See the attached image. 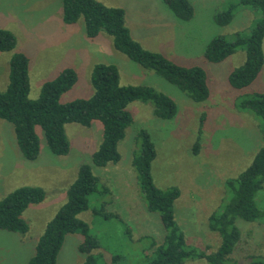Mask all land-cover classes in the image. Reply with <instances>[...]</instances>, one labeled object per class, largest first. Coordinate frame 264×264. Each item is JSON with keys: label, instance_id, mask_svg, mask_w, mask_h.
<instances>
[{"label": "rangeland", "instance_id": "374dc122", "mask_svg": "<svg viewBox=\"0 0 264 264\" xmlns=\"http://www.w3.org/2000/svg\"><path fill=\"white\" fill-rule=\"evenodd\" d=\"M231 1L234 0H192L197 19L189 23L175 17L173 30L168 25L164 34H157L162 35L161 38L155 34L158 25L170 22L157 7L149 5L141 12L131 14L133 18L147 22V28L140 26L136 30L146 31L142 34L148 35L145 40L148 44L160 45L162 39L170 41L175 38L178 55L186 59L181 63L204 68L210 88V96L204 102L192 101L175 85L153 71H142L143 67L122 53L126 62L114 54L107 55V59L119 69L121 85L153 86L175 100L178 113L172 120H163L152 114L149 104L132 102L128 109L134 125L127 129L125 138L119 143L121 160L115 165L121 168L118 171L124 184L117 188L116 181L105 177L106 167H93V172L101 177L100 186L107 185L102 178L108 179L116 200L115 206L106 205V210L121 217V220H105L93 213L102 202L110 200L109 195L102 197L99 193L89 196V209L79 215L89 224L91 233L98 240L100 248L96 252L104 255L105 264H146L145 255L147 250L150 254L151 243L161 242L164 238L160 214L147 210L132 169L133 155L141 149V141L137 137L141 128L149 132L155 144L157 157L152 163L155 184L162 189L172 186L180 189L181 195L174 203V215L185 234L188 247L212 253L220 246V235L210 229L209 216L231 199L226 181L238 177L251 164L259 149L264 147L262 122L252 112L237 108L241 97L255 92L264 93V67L250 86L236 90L229 85L228 74L242 65L245 51L237 50L221 63H210L201 56L206 44L215 36L223 35L232 41L235 32H249L260 19L259 12L239 7L229 25H217L214 15L224 10ZM250 12H254L255 16L251 17ZM0 27L11 31L17 38L13 51L0 52V91L8 85L12 54L23 52L29 58L30 98L39 97L45 81L53 79L63 68L77 64L83 66L78 70V81L61 96V102L93 95L91 73L96 61L74 56L79 48V39L84 36L79 27L70 29L63 22L61 0H0ZM115 54L120 53L115 49ZM143 72L148 75L144 77ZM203 113L206 119L200 135L201 148L195 155L192 148ZM37 130L41 151L35 161H28L20 155L12 124L0 119V199L23 184L42 187L46 192L42 203L30 205L23 213L29 225V233L24 238L27 241H20L25 235L0 230V264L28 263L44 227L66 201L67 189L76 179L80 165L91 164V155L98 148L103 132L99 121H94L90 128L67 124L65 131L70 150L67 155L58 156L48 149L42 130L39 127ZM110 165L112 168L113 164ZM25 166L33 167L26 179L20 176ZM255 204L264 212V186L256 194ZM236 226L241 231V240L229 264H248L251 260L249 253L264 257V217L252 222L237 219ZM128 228L131 231L128 232ZM78 245V242L69 239L62 248L58 264H83L84 255L76 251ZM114 257L117 259L113 262ZM184 264L209 263L195 259Z\"/></svg>", "mask_w": 264, "mask_h": 264}, {"label": "trees", "instance_id": "16d2710c", "mask_svg": "<svg viewBox=\"0 0 264 264\" xmlns=\"http://www.w3.org/2000/svg\"><path fill=\"white\" fill-rule=\"evenodd\" d=\"M162 1L179 20L190 21L194 17L190 0ZM61 4L65 24L73 25L83 19L88 38L94 39L101 32L110 35L115 49L131 61L163 77L192 101L201 103L208 100L210 88L204 68L180 65L161 53L145 49L132 38L125 23L124 9L106 6L98 0H61ZM239 7L259 12L260 19L249 32H236L232 41L223 35L215 36L206 44L203 56L210 63H221L237 50L245 51L243 64L228 74L229 85L243 90L257 79L264 66V0L231 1L224 10L214 15V22L222 27L229 25ZM16 46V36L0 27V52L13 51ZM8 79L6 89L0 91V119L12 124L18 149L26 160L35 161L39 157L41 139L38 127L50 152L58 156L67 155L70 150L65 131L67 124L90 128L94 121H99L103 129L102 140L91 155V164L80 165L76 179L67 189L66 201L46 224L28 264H58L67 235L74 233L83 238L78 247L84 255L83 264H105L104 255L96 252L100 248L98 240L91 233L89 224L79 215L89 209V196L99 193L102 197L109 195L110 200L102 202L93 213L105 220H121V217L106 210V205L115 206L116 200L108 179L102 178L107 185L100 186L101 177L93 172V167L105 168L120 162L119 143L125 138L127 129L134 125L129 104L134 101L147 103L155 117L172 120L178 113L175 100L148 85H121L119 69L113 63L94 65L91 73L94 93L91 97L66 103L61 102V96L78 81V74L72 67L63 68L53 79L45 81L39 97L32 99L29 96V58L23 52H15L9 60ZM237 108L252 112L262 122L264 130V93L255 92L241 97ZM205 119L206 114L203 113L192 148L195 155L201 148L200 135ZM137 137L141 141V149L133 155L132 169L147 210L160 214L165 232L161 242L151 243V252L148 254L147 250L145 255L146 264H184L195 259L206 260L209 264H229L241 240L237 219L252 222L264 217V212L255 204V196L264 186V147L259 149L251 164L238 177L226 181L231 199L209 216V227L220 235L221 243L215 252L208 253L206 249L188 247L185 234L174 215V203L181 195L180 189L176 186L162 189L155 184L152 174V163L157 157L155 144L146 129L138 130ZM45 197V190L39 186L26 185L8 193L0 199V230L26 235L29 225L23 213L30 205L42 203ZM248 258L251 259L248 264H264L262 256L249 253ZM116 259L114 257L112 261Z\"/></svg>", "mask_w": 264, "mask_h": 264}, {"label": "crops", "instance_id": "0c3cea01", "mask_svg": "<svg viewBox=\"0 0 264 264\" xmlns=\"http://www.w3.org/2000/svg\"><path fill=\"white\" fill-rule=\"evenodd\" d=\"M98 1L102 2L103 4H105L106 6H109V7H119V8L124 9V11H125V23L131 32L132 38L134 40L138 41L145 49L152 51V52L161 53V54L165 55L166 57H168L170 60H172L174 62L176 61V63L178 62L177 64L183 65L181 62H185L186 59H185V57L178 55V51H176V44L177 43H176L175 38L173 40H170V41H165L162 39V40H160V45L159 44H157V45L148 44L147 41H145L148 38V35L143 36V34H142V32H146V31L142 30L139 32L136 30V28L140 27V26L147 28L148 27L147 22H145L144 19L139 20L140 18H133V16H131V14L133 12H141L145 7H147L149 5H153V6L157 7L159 9L160 13L164 17H166L168 19V21L170 22V23L166 22L167 24H165L163 26H161V24L158 25L159 29H158V31H156L155 34H156V36H160V38H161L162 35H157V34H164V32L167 30L166 28L168 25H169L170 30H173L172 21H174V23H176L175 16L173 14H171V11H170V13L167 11V9H166L167 6H165V4L162 0H98ZM190 1L192 2V0H190ZM192 4H193V2H192ZM193 7H194V4H193ZM194 11H195L194 17L190 21H188L189 23H192L193 21H195L197 19V10L195 7H194ZM129 13H130V15H129ZM253 13L254 12H250L251 17L255 16V14H253ZM80 20H78V22L73 24V25H67L66 24L68 27H71L70 29H76V27H79L78 29L79 30L81 29L82 35L84 36L83 38L79 39V48L77 49V52L74 55L75 57H78L80 59V57L83 56L88 61L92 60V61H96V63L112 64V61H109L107 59V55H113L114 54L117 57H119L120 60L126 62L125 58L123 56H121V52L116 50L120 54H115V47L113 44V38L110 35H108L104 32H101L96 38L90 39L85 34L83 19H82V22H80ZM263 50H264V42H263ZM201 56L203 57V51H202ZM70 58H72V57H70ZM108 58H110V57H108ZM194 65H196V64L184 65V66H194ZM71 66L76 70L77 74H78V70L83 67L82 65H79V64L71 65ZM142 69H143L142 71H148L144 68H142ZM261 72H262V70H261ZM143 73L144 74H142V75L144 77L146 75H148V74H146L147 72H143ZM148 86H150V85H148ZM151 87H153V86H151ZM20 155L22 156L21 153H20ZM24 163H26V162H24ZM24 165H29V164H24ZM52 165L57 166V164H55L54 162L52 163ZM112 166H113L112 168H110L111 165L107 166L105 168V177L109 178L110 180L116 181V187L118 188L124 184L123 180L119 176V175H121V172L118 171L121 168L118 166H115V165H112ZM25 167L26 168L23 169L24 172L21 173L20 176L26 179L29 176V172L31 170L33 171V167H30V166L29 167L25 166ZM58 167H61V166L59 165ZM26 185L27 184H23V186H26ZM44 229H45V227H44ZM28 233L25 236H23L22 238H20V241H23V242L27 241L24 238L28 235ZM69 239L71 241L78 242L79 245L82 241L80 234H78V233L69 234V235H67L66 240L62 246L63 249H64V246L66 245V242ZM79 245L76 247V251H78V252H79V250H78ZM61 252H62V249L60 251V254H61ZM60 254H59V256H60ZM58 259H59V257H58Z\"/></svg>", "mask_w": 264, "mask_h": 264}]
</instances>
